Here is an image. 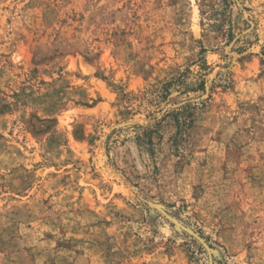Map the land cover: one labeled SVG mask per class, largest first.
I'll return each instance as SVG.
<instances>
[{
    "label": "rangeland",
    "instance_id": "obj_1",
    "mask_svg": "<svg viewBox=\"0 0 264 264\" xmlns=\"http://www.w3.org/2000/svg\"><path fill=\"white\" fill-rule=\"evenodd\" d=\"M227 1L0 0V264H264V0Z\"/></svg>",
    "mask_w": 264,
    "mask_h": 264
},
{
    "label": "water",
    "instance_id": "obj_2",
    "mask_svg": "<svg viewBox=\"0 0 264 264\" xmlns=\"http://www.w3.org/2000/svg\"><path fill=\"white\" fill-rule=\"evenodd\" d=\"M158 209H160V208H158ZM189 234H191L192 236H194L196 239H198V240H200L202 243H204L201 239H200V237L198 236V235H196L194 232H192L191 230H189V229H187L186 230ZM207 249H209L207 246H205Z\"/></svg>",
    "mask_w": 264,
    "mask_h": 264
},
{
    "label": "trees",
    "instance_id": "obj_3",
    "mask_svg": "<svg viewBox=\"0 0 264 264\" xmlns=\"http://www.w3.org/2000/svg\"><path fill=\"white\" fill-rule=\"evenodd\" d=\"M224 2H228L227 0H223Z\"/></svg>",
    "mask_w": 264,
    "mask_h": 264
}]
</instances>
